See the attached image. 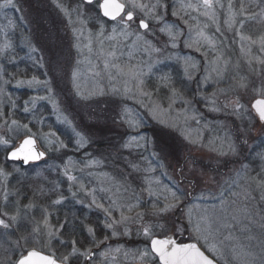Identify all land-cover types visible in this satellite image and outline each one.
I'll list each match as a JSON object with an SVG mask.
<instances>
[{
	"label": "rangeland",
	"instance_id": "374dc122",
	"mask_svg": "<svg viewBox=\"0 0 264 264\" xmlns=\"http://www.w3.org/2000/svg\"><path fill=\"white\" fill-rule=\"evenodd\" d=\"M47 1L64 14L70 24L71 47L76 55L68 68L56 72L60 85H69L62 87L60 93V89L53 86L51 76L15 80L8 76L7 66L19 64L23 59L44 70L49 62L27 30V14L18 0H13L15 7L0 8V138L9 141L6 145L0 144V148L3 151L14 148L19 142L15 144L12 137L17 133H22L24 137L35 136L48 152L45 160L49 158V163L37 167L38 170L50 168L56 175L59 172V178L53 183L60 189L55 190L58 195H53L52 200L61 202H54L53 209L65 201L70 205L69 201H72L99 212L101 226L96 220L98 227L94 226L95 223L87 225L82 239H72L76 241L75 247L79 252L105 244L97 251L94 262L140 264L133 256L137 249H144L149 244L141 232L142 226H151L152 231L159 235L161 231L171 229L173 224L186 225L187 220L182 214L187 211L184 205H198L213 210V228L218 230L216 239L217 242L223 241L217 255L220 264H264V246L260 242L264 235L258 231L261 228L259 223L264 221L260 219L264 218V185L258 186L257 183L264 178V159H261V154H264V123L252 107L254 100L264 98L259 91H254L264 86V71L255 61L252 68L256 71L250 70L247 63L250 57L241 51L237 31L229 30L225 23L229 15V0H221L224 7L216 8L215 21L204 16L203 9L181 8V3L195 4L197 0H159L165 7L155 10V15L162 17L157 19L135 9L136 20L141 17L147 19L149 30L139 28L136 20L123 30L115 21L107 25L96 20L93 9L83 0ZM140 2L151 6L157 0ZM243 2L248 12H260L264 7V3L257 7L260 0ZM4 3L5 0H0V5ZM38 3L41 6L44 4L43 1ZM231 3L232 10L239 13L241 0H231ZM173 12L177 14L173 15ZM240 18L237 15V20ZM101 26L103 35H99ZM114 27L115 33L112 31ZM217 27L220 31L216 30ZM169 29L173 33H181L175 47L168 35ZM199 30L215 41V50L197 35ZM242 31L255 38L260 31H264V23L246 22ZM188 44L193 46L188 47ZM113 51L115 57L107 56ZM218 55L222 57L220 68L223 69V62L228 61L221 76L212 71L217 66ZM251 55L264 59V54L259 53L256 46L252 47ZM105 59L123 68L124 74L114 67L105 70ZM193 63L196 67H189ZM54 64L57 62L54 61ZM129 69L138 74V79L128 74ZM76 71V83L88 99L109 96L120 101L118 130L124 132L126 126L131 129L122 150L131 155V173H127L125 165L115 164L112 167L110 156L105 154L112 151L88 150L90 138L76 127L63 107L62 92L76 93L72 78ZM209 74L211 78L205 80ZM242 78L247 87L240 86ZM125 87L131 91L125 93ZM26 90L30 92L27 95L24 93ZM91 92L96 94L89 95ZM237 100L242 107L234 111ZM20 101L24 104L23 108ZM46 106L51 109L56 121L70 128L76 137L73 154L63 161L59 153L62 154L67 147H60V142L68 145L50 129ZM213 107L219 110L212 111ZM18 109L21 112L16 114ZM13 120L18 125H27V129L13 125ZM151 120L162 126L160 121L171 125L170 129L181 139L172 140L175 152L153 155L158 149L154 143L156 139L147 131ZM76 133L84 138L83 145L77 144L80 137ZM132 137L143 139L133 140ZM230 144L236 146L237 154L229 151ZM221 152L228 154L221 155ZM93 160L98 163L85 166ZM1 167L5 175H0V212H7L9 217L16 215L17 220H9L7 229L0 227V264H16L33 248L54 254L59 259L68 255L72 240L63 237V227H60L63 224H57L58 219L51 210L43 208L37 214L35 206L28 200L22 203L17 187L10 183L14 173L23 179L27 172L18 164L13 165V173ZM69 176L76 179L71 180ZM169 190L176 191L180 196L181 207L162 216L153 215L165 203L174 202ZM188 190L192 191L190 198L187 197ZM59 193L67 196H60ZM96 204L103 205V208H98ZM105 208L111 211V216L104 211ZM122 212L129 219L114 225L118 234L113 236V229L105 225L113 220L120 221ZM45 218L51 231L56 233L50 240L47 235L49 229L43 223ZM36 226L41 229L39 233L33 232ZM89 228L93 229V233L88 231ZM125 229L128 235L123 234ZM18 231H30L29 240L22 238ZM229 236L231 239H226ZM117 248H120L119 252L114 251ZM125 252L128 253L127 258ZM101 253L108 255L105 257ZM85 261L83 256L77 255L70 257L69 264H84Z\"/></svg>",
	"mask_w": 264,
	"mask_h": 264
},
{
	"label": "snow or ice",
	"instance_id": "6c2138e0",
	"mask_svg": "<svg viewBox=\"0 0 264 264\" xmlns=\"http://www.w3.org/2000/svg\"><path fill=\"white\" fill-rule=\"evenodd\" d=\"M253 2H256V0H253ZM83 3H86L88 5H93L95 3L99 10L102 11L103 16L108 17L112 21H115L118 26H122V30L130 27L131 22L136 20L134 12L135 9H139L142 13H144L145 16L152 15L153 19H157L162 17H157L155 15V10L157 8L165 7L159 3V0H157L156 4H153L151 6L140 2V0H102V2L101 0H83ZM261 3H264V0H260V2L257 3V7H260ZM9 6L15 7V5L13 4V0H5V3L3 5H0V8ZM184 7L192 8L195 11H200V9H203L204 11L202 14L215 21L216 8L219 7L222 9L224 7V4L221 3V0H197L195 4L188 3L187 5H184L183 3H181V8ZM228 9L229 15L228 18L225 20V23L227 24L229 30L235 29L237 31L241 42V51L250 57L247 60L250 70L256 71L255 68H252L253 62L255 61L256 63L261 65V71H264V59H261L260 56L251 55L253 46H256L257 51L259 53L264 54V31H260L255 36V38H253V35H246L242 31L245 27L246 22L264 23V7H261L260 12H248L243 0H241L239 6V13H236L232 10L233 5L231 3V0H229ZM176 14L177 13L173 12V15ZM237 15L241 17L239 20H237ZM136 22L139 28L149 30V23L147 19L141 17L139 20H136ZM237 24L239 26L238 29L236 28ZM206 26L207 25H205V27ZM216 30L220 31L219 27H217ZM112 31L113 33H115L116 28L114 27ZM161 31H165V29H161ZM123 34L126 35L127 33L124 32ZM99 35H103V26H101V31ZM168 35L172 39V46L175 47V41L178 36L181 35V33H173L169 29ZM197 35L203 37L204 40L209 43L215 50V41L211 37L206 36L203 30H199L197 32ZM101 43L103 42L101 41ZM195 43L199 44V41H196ZM76 46L77 48H79V44H77ZM192 46V44H188V47ZM196 50L199 51V47H197ZM101 51L103 52V49H101ZM156 51H159V49H156ZM107 56L115 57V52H108ZM221 59L222 57L218 55L217 60L215 62L217 66L212 69V71L216 72L217 76L222 75V72L226 70L228 64V61L225 60L223 62L224 68H220L219 62ZM110 67L117 68L120 74H124L123 68H120L119 65L113 64L110 60L105 59L104 69L108 70ZM189 67L195 68L196 65L195 63H193L189 65ZM96 74L99 75V73ZM128 74L131 75L133 79H138V74L133 73L131 69H129ZM109 75L111 74L109 73ZM77 77L78 71L73 72L72 78L76 86V95L81 96L82 99H88V96H85L84 93L81 91L80 85L76 83ZM210 78L211 74H209V76H206L205 80ZM140 83L142 84L143 81L141 80ZM240 86L247 87V84L243 82V78ZM113 91L115 92L116 89H113ZM130 91V88L125 87V93ZM254 91H259L261 95H264V86H262L258 90L254 89ZM95 94V92L89 93V95ZM100 94L103 93L101 92ZM240 107H242V105H240L237 100L235 102L234 111L239 109ZM253 107L259 114V118L261 120H264V99L256 100ZM27 110L28 109H25V111ZM211 110L218 111L219 109L213 107ZM160 123L163 124L165 128L171 127V125L167 124L165 121H160ZM12 124L17 125L18 128L22 127L24 129H27V125H18L17 121L15 120L12 121ZM76 135L80 137V139L77 140V144L83 145L85 143L84 138L80 135V133H76ZM132 139H143V137H132ZM8 143V140L0 138V144L6 145ZM154 143L158 151L153 152V155H162L167 153L166 144L160 141H156ZM244 143H247V141H244ZM60 147L67 146L60 142ZM229 151L234 155L237 154L236 146L234 144H230ZM220 154L227 155L228 153L221 152ZM44 155V152H40L37 150L36 140L31 135L23 139L22 142L15 146L14 150L10 152V156L12 159H22L25 162L40 160ZM261 159H264V154H261ZM95 163H98V161H89L85 166L89 167ZM65 174L67 175V172ZM0 175H5L3 169H0ZM69 179L75 180L76 178L73 176H69ZM257 183L258 186L264 185V178L258 180ZM81 188H83V185H81ZM169 193L171 201L174 202L165 203L162 208L156 209L153 215L162 216L163 214H166L181 207V198L179 195H177V192L169 190ZM149 194L152 195L151 190H149ZM165 200L168 201L169 197L166 196ZM5 201H7V196H5ZM60 202V200L55 201V203L57 204ZM93 203H96L95 199H93ZM96 206L98 208H103V205L101 204H96ZM153 207L155 208V205ZM184 207L187 208V211L182 213L185 219L187 220L186 225L177 226L173 224L171 229H165L164 231H161L159 235L152 231L151 226H142L141 232L149 240V244L144 249H137L135 255L133 256V259L138 260L140 264H217V255L221 251L220 245L223 244V241L217 242L216 239V233L218 232V230L213 228V224L215 223L213 210L209 208H202L198 205H184ZM104 211L109 216H111V211L109 209L105 208ZM128 219L129 217L124 216L122 212L120 221L113 220L111 223H106L105 226L109 229H113L111 234L113 236H116L118 233L115 230L114 225L119 224ZM9 220L16 221L17 216L13 215L9 217L7 212H0V227H3L5 229L9 228ZM43 223L49 229L47 235L50 240L54 235H56V233L51 231V226L49 225L47 218H45ZM60 227H63V225H61ZM225 227H227V225H225ZM40 231L41 229L39 226H36L33 229V232L35 233H39ZM88 231L90 233H93V229L91 228H89ZM123 234L128 235L127 229H125ZM226 239H231V237H226ZM93 242L95 243V240ZM70 244L72 245L71 251L68 253V255H64L59 260L55 258L54 254H44L43 251L33 248L28 251L27 255L23 256L17 262V264H69L70 257L77 255L83 256L86 260L92 259L94 253H92L91 249H88L85 252L81 253L75 247V240L70 241ZM114 251L119 252L120 248H117ZM235 251V248H233V252ZM101 255L107 257L108 253H101ZM124 255L127 258L128 253L125 252Z\"/></svg>",
	"mask_w": 264,
	"mask_h": 264
},
{
	"label": "trees",
	"instance_id": "16d2710c",
	"mask_svg": "<svg viewBox=\"0 0 264 264\" xmlns=\"http://www.w3.org/2000/svg\"><path fill=\"white\" fill-rule=\"evenodd\" d=\"M39 1H43L44 4L41 6V4L38 3ZM18 2L23 6L27 14V19L29 21L27 30L29 29V32L32 33L31 35L34 41L39 45L49 64L44 70V68L31 62L24 61L23 59L19 64L15 65L12 63L7 66L8 76L13 80L18 78H45L51 76L54 79L53 86L59 88L60 90L58 91L61 93V88L68 87L69 83L65 84V86L60 85V80H58L59 76L56 72L61 71L63 68H68L69 64L73 62V56L76 55L75 50L71 47L72 42L70 38H72V36L70 24L64 14L57 10L56 7L47 0H18ZM88 7L93 9L92 11H94L96 15V20H100L107 25L112 23L101 15L96 5H88ZM44 14L46 15L44 16ZM69 57L71 59H69ZM54 61L55 63L57 62V64H54ZM24 93L27 95L30 92L26 90ZM61 97L63 107L68 112L66 113L71 117L76 127L90 138L91 142L87 147L88 150L95 148L112 151L105 153L110 156L112 167H114L113 165L115 164L125 165L127 167V173H131V155H126L122 151L125 149V139L131 134V129L125 125L126 130L124 129V132H122L121 129L118 130L120 101L109 96L82 99L73 91H63ZM23 105V102H21L20 107L23 108ZM15 112L17 114L21 111L18 109ZM45 113L48 116L50 129L54 130L68 145L67 148L62 151V154L61 152L59 153L60 160L63 161L69 154H73L74 151L72 150L76 146V137L70 128L56 121L55 116L48 106H46ZM147 131H149L156 141L163 142L167 145V152L172 153L176 151L174 149L175 143L172 142V140L178 139L179 137L172 129L165 128V126L151 120V125L147 127ZM23 137L22 133H17L12 137V141L17 144ZM8 151V149L3 151L0 148V167L2 166L1 168H6L7 172L13 173V165L18 164L22 170L27 172L23 179L19 174L14 173L11 176L10 182L15 188L17 187V193L22 203L28 200L30 204L35 206V212L37 214H40L39 210L43 208L51 210V212L54 213L53 216H56L58 219L57 224H63L62 233L66 240L82 239L86 231V226L94 224L96 220L100 222L101 226L99 212L94 209H89L84 205H79L72 201H69L70 205H68L69 203L65 201V203L68 204L63 203L57 205V207L53 209L55 201L52 200V196H57L58 193H55V190L57 188L60 189V187L54 185L53 182L59 178V172L56 175L50 168H44V171L38 170L37 168L47 165L49 163L47 162L49 158L45 161L34 163V166L31 164L27 167H23L19 162H13L7 159ZM119 152L121 153L116 154ZM59 195L67 196L65 193H59ZM260 219L264 220V218ZM259 225H261V228H259L258 231H260V234L262 232L264 235V221L259 223ZM94 226L98 227V223L96 222ZM19 232L22 238H26L27 241L29 240L30 231H18V233ZM260 242H262L261 244L264 246V238H261Z\"/></svg>",
	"mask_w": 264,
	"mask_h": 264
},
{
	"label": "water",
	"instance_id": "95a60500",
	"mask_svg": "<svg viewBox=\"0 0 264 264\" xmlns=\"http://www.w3.org/2000/svg\"><path fill=\"white\" fill-rule=\"evenodd\" d=\"M101 2H102V0H101ZM101 11V10H100ZM101 14H102V11H101ZM102 16H103V14H102ZM104 17V16H103ZM104 18H106V19H108V20H110L108 17H104ZM110 21H112V20H110ZM258 99H264V98H257L256 100H258ZM256 100H254V102H253V104H252V107H253V105L255 104V102H256ZM253 109L255 110V108L253 107ZM255 112L257 113V111L255 110ZM257 115L259 116V114L257 113ZM263 123H264V120H261ZM29 135H27V136H25L23 139H25V138H27ZM31 136H33V135H31ZM33 138L36 140V147H37V150L38 151H40V152H44L45 153V155L40 159V160H35V161H28V162H25V161H23L22 159H20V160H14V159H12L11 158V156H10V152L12 151V150H14V148H12L9 152H8V154H7V159L9 160V161H13V162H19L22 166H24V167H27V166H29L30 164H32V163H38V162H41V161H43V160H45L46 158H47V156H48V153H47V151H45V149H43L42 148V146L40 145V143H39V141H38V139L35 137V136H33ZM22 139V140H23ZM22 140L19 142V143H21L22 142ZM18 143V144H19ZM17 144V145H18ZM100 249V248H99ZM30 251V250H29ZM28 253V252H27ZM27 253L25 254V255H27ZM92 253H93V251H92ZM44 254H47V253H44ZM25 255H23V256H25ZM22 256V257H23ZM21 257V258H22ZM20 258V259H21ZM55 258L56 259H58L56 256H55ZM19 259V260H20ZM18 260V261H19ZM59 260V259H58ZM17 261V262H18ZM17 264V263H16ZM85 264H91L90 263V261L88 260ZM217 264H219L218 263V261H217Z\"/></svg>",
	"mask_w": 264,
	"mask_h": 264
},
{
	"label": "flooded vegetation",
	"instance_id": "af4514ba",
	"mask_svg": "<svg viewBox=\"0 0 264 264\" xmlns=\"http://www.w3.org/2000/svg\"><path fill=\"white\" fill-rule=\"evenodd\" d=\"M191 196H193V195H192V191H191V190H188V191H187V197L190 198ZM187 200H188V199H187ZM104 245H105V244H102V245L99 246L98 248H94V249L91 250V251H93L94 255H93L92 259L89 260L90 263H92V264H98V262H94L95 259H96V253H97L98 250H100L99 248H101V247L104 246ZM87 261H88V260H86L85 263H86Z\"/></svg>",
	"mask_w": 264,
	"mask_h": 264
}]
</instances>
